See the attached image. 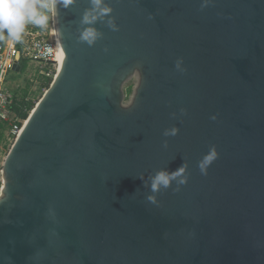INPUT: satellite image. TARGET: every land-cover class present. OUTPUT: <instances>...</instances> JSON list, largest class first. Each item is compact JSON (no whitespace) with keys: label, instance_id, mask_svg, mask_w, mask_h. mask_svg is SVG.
<instances>
[{"label":"water","instance_id":"1","mask_svg":"<svg viewBox=\"0 0 264 264\" xmlns=\"http://www.w3.org/2000/svg\"><path fill=\"white\" fill-rule=\"evenodd\" d=\"M102 7L86 25L91 0L57 5L58 75L3 169L0 264H264V0ZM182 165L186 185L152 191Z\"/></svg>","mask_w":264,"mask_h":264},{"label":"clouds","instance_id":"2","mask_svg":"<svg viewBox=\"0 0 264 264\" xmlns=\"http://www.w3.org/2000/svg\"><path fill=\"white\" fill-rule=\"evenodd\" d=\"M73 3L74 0H0V41H3L10 49L14 48L15 44L22 42L28 25L41 30H48L50 19L56 15L57 5L62 4L66 9ZM91 5L92 8L86 11L82 18V23L86 25L95 23L98 18L110 12V9L102 7V0H91ZM149 19H152V17L149 16ZM109 24L113 27V30H118L112 21H109ZM52 34L57 35L54 29ZM98 35L93 28L89 27L81 33L80 38L91 45L96 41ZM43 54L59 59L61 56L59 45L55 49L46 46L43 49ZM181 63L182 60L178 61L176 67L179 68ZM216 118V116L211 117L213 120H216ZM178 132L177 128H172L165 130L164 135L175 136ZM163 146L167 147L166 143ZM217 155L215 146H212L199 161L198 167L202 175L206 176L208 174V168L217 159ZM186 172V165H182L171 174L158 172L152 179V191H158L160 186L167 188L170 180H175L177 177H182L179 180L180 185H186L189 179V176L185 175ZM147 200L151 204H157L155 196L150 195Z\"/></svg>","mask_w":264,"mask_h":264},{"label":"built area","instance_id":"3","mask_svg":"<svg viewBox=\"0 0 264 264\" xmlns=\"http://www.w3.org/2000/svg\"><path fill=\"white\" fill-rule=\"evenodd\" d=\"M55 30L53 18L50 19L49 29L41 30L37 27L28 25L23 40L10 49L0 43V123L7 124L10 134L16 139L21 134L29 116L33 112L30 105L33 104L29 96L24 99L20 94H15L9 86L11 74H22V62L27 63V68L23 74H28L30 70L37 71L43 76L44 80H53L57 77L60 58L48 57L43 54V49L58 46L56 35L52 34ZM18 57V58H17ZM36 64L38 67H32ZM16 65H20V73L14 71ZM18 108L19 112L14 111ZM21 115H28L24 120Z\"/></svg>","mask_w":264,"mask_h":264},{"label":"rangeland","instance_id":"4","mask_svg":"<svg viewBox=\"0 0 264 264\" xmlns=\"http://www.w3.org/2000/svg\"><path fill=\"white\" fill-rule=\"evenodd\" d=\"M31 66L38 67L36 64H32ZM37 71L35 72L34 70H30L28 74L25 73L11 74L9 80V86H11V89L14 91H19L18 94H20V96L23 95L24 91L28 92V96L32 100L33 105L35 107L37 106L39 101L43 98L45 93L48 91V88L43 86V84L46 83L43 76L39 75ZM136 86H137V80H133L125 87L126 104L131 102ZM15 142H16V137L12 136L10 134V131H7L6 136L4 135V137L0 139V194L4 179L3 178L4 165Z\"/></svg>","mask_w":264,"mask_h":264},{"label":"trees","instance_id":"5","mask_svg":"<svg viewBox=\"0 0 264 264\" xmlns=\"http://www.w3.org/2000/svg\"><path fill=\"white\" fill-rule=\"evenodd\" d=\"M27 68V63L25 61L22 62V73L25 72ZM46 83L43 84V86L47 87L48 89L50 88V85H51V80H48L47 79L45 80ZM14 91V90H13ZM15 94L18 95L19 91H14ZM28 96V92L27 91H24L23 92V95H21L20 97H22L23 99L25 97ZM34 105L31 104L30 105V109H34ZM14 111L16 112H19V109L18 108H14ZM21 117L24 119V120H27L28 118V115H21ZM9 131V127L7 126V124H4V123H0V132H1V135H0V139L4 137V135L6 136V132Z\"/></svg>","mask_w":264,"mask_h":264},{"label":"crops","instance_id":"6","mask_svg":"<svg viewBox=\"0 0 264 264\" xmlns=\"http://www.w3.org/2000/svg\"><path fill=\"white\" fill-rule=\"evenodd\" d=\"M0 43H2V44H4L5 45V47H7V45L3 42V41H0Z\"/></svg>","mask_w":264,"mask_h":264},{"label":"bare ground","instance_id":"7","mask_svg":"<svg viewBox=\"0 0 264 264\" xmlns=\"http://www.w3.org/2000/svg\"><path fill=\"white\" fill-rule=\"evenodd\" d=\"M60 61H61V56H60Z\"/></svg>","mask_w":264,"mask_h":264}]
</instances>
